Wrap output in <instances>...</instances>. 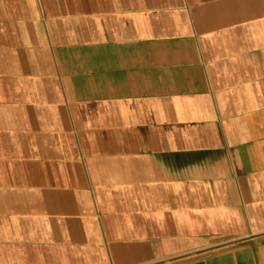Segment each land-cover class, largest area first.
I'll return each instance as SVG.
<instances>
[{"label":"crops","instance_id":"crops-1","mask_svg":"<svg viewBox=\"0 0 264 264\" xmlns=\"http://www.w3.org/2000/svg\"><path fill=\"white\" fill-rule=\"evenodd\" d=\"M0 264H264V0H0Z\"/></svg>","mask_w":264,"mask_h":264}]
</instances>
